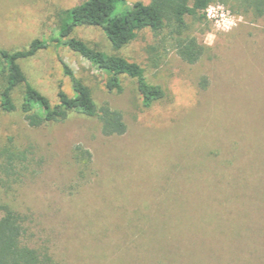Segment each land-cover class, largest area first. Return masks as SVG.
Instances as JSON below:
<instances>
[{"label":"rangeland","instance_id":"374dc122","mask_svg":"<svg viewBox=\"0 0 264 264\" xmlns=\"http://www.w3.org/2000/svg\"><path fill=\"white\" fill-rule=\"evenodd\" d=\"M83 1L0 0V48L48 39ZM187 21L206 46L197 63L147 29L119 50L98 26L75 30L165 89L149 108L135 79L110 91L106 73L66 46L19 61L53 105L60 90L74 96L64 61L127 126L106 135L98 118L72 113L33 127L22 85L13 91L19 109L0 102V203L24 216V242L47 251L49 264H264V14L215 1ZM5 84L0 73V93ZM78 145L89 162L76 157Z\"/></svg>","mask_w":264,"mask_h":264},{"label":"trees","instance_id":"16d2710c","mask_svg":"<svg viewBox=\"0 0 264 264\" xmlns=\"http://www.w3.org/2000/svg\"><path fill=\"white\" fill-rule=\"evenodd\" d=\"M229 0H139L126 6V0H85L59 16L58 32L48 39H35L24 49L9 51L0 48V73L5 75L6 84L0 93L3 110L19 109L13 97L17 86H23L24 95L20 109L33 127L65 120L72 113L98 118L106 135H122L127 126L122 112L108 104L99 105L92 90L63 61L64 71L70 77L74 96L59 91V102L55 105L48 97L33 87L19 61L35 55L51 44L66 46L91 61L106 73V86L110 91L122 92L123 76L136 80L143 105L151 107L166 95L159 84L151 83L145 68L118 54L108 53L92 46L75 35L77 27L98 26L112 47L119 50L144 30H150L160 43L172 42L177 54L188 63H197L206 52V46L189 31L187 17L203 19L211 3ZM245 9L264 14V0H241ZM76 157L86 163L91 152L81 145L76 146ZM26 232L24 216L7 203H0V264H49L47 251L33 248L24 242Z\"/></svg>","mask_w":264,"mask_h":264}]
</instances>
